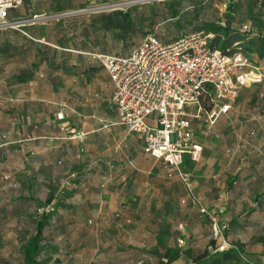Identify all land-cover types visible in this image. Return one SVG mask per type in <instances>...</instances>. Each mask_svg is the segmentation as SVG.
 <instances>
[{"label": "crops", "instance_id": "crops-1", "mask_svg": "<svg viewBox=\"0 0 264 264\" xmlns=\"http://www.w3.org/2000/svg\"><path fill=\"white\" fill-rule=\"evenodd\" d=\"M41 32V39L28 35L52 47L72 51L69 67L50 70L48 63H43L36 69L33 80H17L24 85L26 93L8 97L7 105L1 107L8 108L15 117L12 119L9 113L2 115L7 129L0 131V147L4 148L6 159L12 153L18 154L28 174L36 172L33 175L38 182L45 177L73 176L70 186L75 190L69 198L72 211L61 212L72 225L53 227L56 236L51 241L59 250L71 252L65 255L57 250L59 260L52 264H160L161 252L166 248L179 251L171 264H264V259L257 263L241 258L223 260L222 252H210L211 225L195 205L182 203L187 197L182 179L177 175L169 177L170 170L165 163L147 153L139 135L121 124L113 102V83L94 53L60 47ZM50 71L55 75V82L48 79ZM60 111L65 114L62 120L56 117ZM230 114L231 110L221 115L214 125L192 118L204 151L199 161L185 156V171L191 174L204 159L206 140L201 130H223L227 125L221 121L231 119ZM229 125L238 135L235 125ZM72 129L85 132L84 138L77 137ZM239 152L231 154L228 170L238 172L240 178L232 181L220 175L219 179L206 181L204 190L198 193L207 205L217 193L216 208L223 209L219 214L222 220L231 217L233 225L228 239L235 243L242 232L252 230V223L260 229L264 226V190L261 197H256L252 165L242 166ZM129 157L133 163L128 161ZM39 170L43 174L37 175ZM104 172L110 177L102 186ZM118 214L126 220L132 217V224L117 225ZM181 223L185 224L183 231L178 228ZM180 237L185 238L184 245L178 243ZM234 248L237 249L235 244ZM204 251L210 254L198 259Z\"/></svg>", "mask_w": 264, "mask_h": 264}, {"label": "built area", "instance_id": "built-area-1", "mask_svg": "<svg viewBox=\"0 0 264 264\" xmlns=\"http://www.w3.org/2000/svg\"><path fill=\"white\" fill-rule=\"evenodd\" d=\"M150 1L154 0H86L87 6L74 13L112 11ZM23 2L0 0V30L35 23L40 18L36 15L11 20V10ZM213 37V33L193 31L165 43L150 34L128 56L93 55L113 83V102L121 124L139 135L143 149L163 161L170 176L182 179L187 190L182 203L191 202L208 215L212 234L219 240L215 252H223L230 246L226 236L228 224L220 217L223 209L219 213L210 211L197 195L190 173L183 169L185 156L199 161L204 151L192 118L214 125L231 110L242 88L264 83V71L240 44L229 53L212 47ZM205 102L211 103L210 109H206ZM56 117L62 120L65 114L60 111ZM72 132L81 139L86 134L76 129ZM178 228L183 231L185 226L181 223ZM185 241L184 237L179 238L180 245Z\"/></svg>", "mask_w": 264, "mask_h": 264}, {"label": "trees", "instance_id": "trees-1", "mask_svg": "<svg viewBox=\"0 0 264 264\" xmlns=\"http://www.w3.org/2000/svg\"><path fill=\"white\" fill-rule=\"evenodd\" d=\"M32 1L24 0L19 8L11 10L9 18L11 20L32 18V14L27 12ZM55 1L52 0L51 3L59 12L82 8L86 2V0H80L82 2L79 3L74 0H67L63 3ZM245 2L247 1L165 0L157 4H136L127 9L95 13L89 21L82 24H66L65 21H53L52 27L44 33V37L53 39V43L60 47L93 53L128 56L150 34L167 43L189 32L205 31L214 34L212 39V47L214 48H221L232 53L236 50L237 44H240L246 52L252 51V53H257L260 59H264L263 13H258L257 9L253 8V3L252 7L249 8ZM187 3H191L194 10H189L190 7L187 6ZM221 4L226 5L222 11H220ZM36 6V10L40 11L41 8L37 4ZM248 12H250L252 20L260 31L257 37H252V39L249 38V32L242 29L246 24L245 22L248 21ZM199 20L200 24H198ZM159 26L162 27L159 28ZM20 27L21 29L7 28L0 32V55L15 56L19 45L26 47V50L29 48L34 49L37 60L31 64L30 68L16 73V80L19 82L33 80L36 76V69L43 63H48L50 70L69 67L68 63L72 51L55 48L29 37L31 35L41 39V36H43L37 25L25 24ZM60 55H62L61 59L59 58ZM48 79L55 82V75L51 71L48 74ZM205 106L206 109H210L212 105L205 102ZM6 129L3 123H0V131ZM3 151L4 148L0 147V163L6 160ZM129 158L128 161L130 162L132 159ZM4 172V169L1 168L0 178L3 184L1 192L7 193V202L0 204V220L5 221V217H9V219L19 217L21 221L24 218L25 229H27L24 233L27 235L22 238L19 249L15 247L10 253L4 254L0 248V264H52L54 260H57L56 254L58 252L65 255L69 254L71 250H59L51 244V241L56 236L53 232L56 229L53 230V227H69L72 225V221H66L61 212L72 211L73 204L69 198L75 189L67 186V193L56 202H54L55 197L52 193L41 194L38 197H35L34 194L27 196L24 187H17ZM5 176L7 177L6 180L4 179ZM101 176L102 186H105L110 177L109 173L104 172ZM38 184L41 185V182H38ZM30 188L29 191L33 193V185ZM43 201H45V204L42 203ZM51 203H54V205L48 209L47 206ZM32 208H34V211ZM125 220L120 217V214L116 216L117 225L124 222L126 225H130L133 222L132 217ZM15 230L22 233V229L18 225ZM261 238L264 240V237ZM211 246H215L213 239ZM57 250L59 251L57 252ZM205 252L199 254L197 258L206 257ZM178 255L179 251L166 248L161 252L160 264H171ZM231 258H240L237 249L231 248L222 252L221 259Z\"/></svg>", "mask_w": 264, "mask_h": 264}, {"label": "rangeland", "instance_id": "rangeland-1", "mask_svg": "<svg viewBox=\"0 0 264 264\" xmlns=\"http://www.w3.org/2000/svg\"><path fill=\"white\" fill-rule=\"evenodd\" d=\"M51 1L52 0H33L31 6L28 7L27 12L28 14H32V18L35 17L36 15H40V18L36 20L35 23L26 22L24 24L37 25L40 31H44L45 33L46 31H49V29L52 27L51 23H54L53 21H65L66 24L69 23L82 24L89 21L90 17L95 14V13H83V12L74 13L81 8L70 9L67 11L59 12L56 11ZM64 1L67 0H56L55 2L63 3ZM74 1L76 3L82 2L80 0H74ZM116 1L122 2L125 0H116ZM243 1H247L245 2V4L249 8L252 7V3H253V8L255 7L258 13L261 14L263 13L262 16L264 19V0H243ZM160 2L162 1L154 0L146 3H140L139 5L157 4ZM36 4L39 6V8H41L40 11L36 10L37 9ZM86 6H87V2H85L84 4V7ZM187 6L190 7L189 10H194L193 8L194 6H192L191 3H187ZM225 7H226L225 4L224 5L221 4L220 11L224 10ZM127 8L128 7H124L123 9H127ZM64 13H71V14L60 16ZM247 19L248 21L245 22L246 23L245 25H247L248 27L244 28L243 26L242 29L243 31H248L249 38L252 39V37H257L260 31L256 26V24L254 23V21L252 20L250 12L247 13ZM200 23L201 22L199 20L198 24ZM160 27L162 26H159V28ZM13 29H21V27L13 28ZM1 31L3 30H0V32ZM18 47L19 49H17V54H15V56L0 55V123H2L3 121L1 120V118L4 113L7 115L8 113L11 114L9 116L12 119L13 117H15L13 112L8 110V108L5 109L1 108L2 106L7 105L8 97L13 96L16 98L26 93V90L23 88L24 85H22L16 80L15 78L16 73L21 72L24 69L30 68L31 64L37 60L34 54V49L29 48L26 50L25 49L26 47H24L23 45H19ZM248 54L253 59L254 63H257L259 66H261L264 71V59H260L257 53H252V51H249ZM230 115H231L230 117L231 119H226L225 122L221 121L224 125H227L226 128L225 127L221 128L223 130L220 131L219 130L220 128L219 129L203 128L201 130V136L204 138V140H206L205 141L206 151L204 154V159L199 164V168L193 170V172L191 173L192 175L191 174L190 175L191 177H193L192 178L193 183L196 182V188H197V190L195 188L196 193L205 206L207 205L206 204L207 202L203 200L202 197H200L199 192L201 190L202 191L204 190L206 181L219 179L220 175H223L222 178L232 181H234L236 178L238 179L240 178L238 172L234 171L236 173H233V170L232 171L228 170L231 161L230 156L234 151H241L239 152V154L241 155L239 159L242 166H244L245 163H247V165L249 164L252 165V178L255 180L254 183L256 185V187L254 188L257 189L256 197H261L262 196L261 192L262 190H264V158H261L260 156V155H264V83L259 85H252L250 87H246L242 89L241 94L239 95L237 101L231 108ZM252 119H255V122H252ZM238 121H241L242 124ZM231 123L235 125L234 130L238 129V135L236 134V132L231 131L232 127L231 125H229ZM251 124L254 125L252 126ZM225 130H228V132ZM116 139L118 140V137H116ZM222 141L224 142V145ZM250 144H252V146H250ZM225 147L228 148V150H224L226 149ZM223 152H225L226 154H222ZM249 152L252 153L250 154ZM1 168L4 169L5 171L4 174L8 176V179H12L11 180L12 183H15L17 187H24L27 196L34 194L35 197L36 196L38 197V195L41 194L52 193L54 194L55 197L54 202H56L67 193V186L73 184L72 183L73 176L67 174L61 175L60 176L61 178L56 177V178L48 179L47 177H45L42 179L43 181L41 182V185L38 184L37 179L34 178L35 176L33 175V173L36 172L33 170L31 172L32 174H28V172L26 171V165L23 164L21 161H19L18 154L12 153L11 155H9L5 161L0 163V169ZM165 172H163L162 174L165 175ZM40 174H43V171L39 170L37 175ZM167 174L170 177L168 171ZM6 178L7 177L5 176L4 179L6 180ZM2 185L3 184L1 183V178H0L1 205L7 202V196H6L7 193L4 194L1 192ZM29 185L30 186L33 185V193L29 191L31 189ZM216 194L213 200L211 201V203H209L206 207L212 212L219 213V210L216 208V202H218L217 201L218 196ZM42 203L45 204V201H43ZM53 205L54 203L49 204V206H47L48 209L51 208ZM193 207L195 208L197 207L199 209L198 206H193ZM32 209L34 211V208ZM227 210L229 211L228 206H227ZM199 213L202 215L205 222H208V224L211 225L208 215L204 214L200 209H199ZM229 218L224 219V222L228 224L226 230L227 238L228 235H230L232 232L231 229L233 225L231 217ZM4 219L6 220L5 221H3L2 219L0 220V248L4 254H8L15 247H17L18 249L21 247L22 238L25 235H27L24 233L26 232L27 229H25L26 226L24 224V218L21 221L19 217L15 219L12 218L9 219V217H5ZM17 225L21 227L22 233L15 230ZM179 225L180 224H178V226ZM256 225L252 223L251 231L242 232L241 237H239L238 238L239 240H237V243L234 242L235 240L229 241L228 239L230 245L228 249H231L232 247L234 248V244H235L239 251L241 260L244 261L248 260L257 263V260L264 259V240H262L261 238L264 237V226L261 227L260 229L259 228L260 226L257 227L258 225L257 226ZM212 237H213L212 239L215 241V246L210 247V252L214 254L216 253L215 249L219 244V240L215 239L213 234ZM17 248L16 250H18ZM210 252L209 251L205 252L206 257L210 254ZM58 260L59 259L55 260V262H58Z\"/></svg>", "mask_w": 264, "mask_h": 264}, {"label": "water", "instance_id": "water-1", "mask_svg": "<svg viewBox=\"0 0 264 264\" xmlns=\"http://www.w3.org/2000/svg\"><path fill=\"white\" fill-rule=\"evenodd\" d=\"M68 14H71V13H64V14H62V15H60V16H64V15H68Z\"/></svg>", "mask_w": 264, "mask_h": 264}]
</instances>
